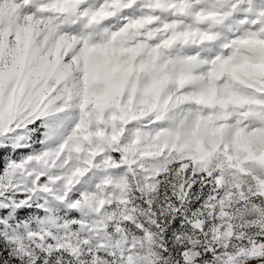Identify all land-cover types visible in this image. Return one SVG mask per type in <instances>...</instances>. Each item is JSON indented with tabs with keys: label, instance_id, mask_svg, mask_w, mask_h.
<instances>
[{
	"label": "snow or ice",
	"instance_id": "snow-or-ice-1",
	"mask_svg": "<svg viewBox=\"0 0 264 264\" xmlns=\"http://www.w3.org/2000/svg\"><path fill=\"white\" fill-rule=\"evenodd\" d=\"M0 264H264V0H0Z\"/></svg>",
	"mask_w": 264,
	"mask_h": 264
}]
</instances>
